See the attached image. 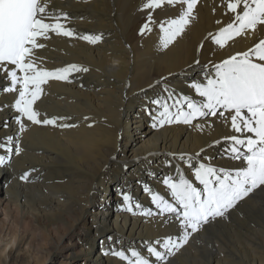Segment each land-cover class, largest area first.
I'll use <instances>...</instances> for the list:
<instances>
[{"label":"bare ground","instance_id":"1","mask_svg":"<svg viewBox=\"0 0 264 264\" xmlns=\"http://www.w3.org/2000/svg\"><path fill=\"white\" fill-rule=\"evenodd\" d=\"M145 2L51 0V6L66 12L70 27L80 34L103 33L102 41L96 45L53 36L49 41H41L48 47L37 52L46 58L50 69L68 63L90 68L73 83L50 82L46 86L48 95L39 105L49 116L74 117L72 122L79 121L80 126L60 130L30 125L20 137L23 152L13 153L10 163L0 166V189L7 202L15 206L21 218H32L45 228L51 226L44 232L48 234L45 244L52 253L57 252L59 240L66 232L79 234L73 228L81 223L85 239L78 251L88 264H123L104 254L117 239L127 248L140 247L145 240L182 235L174 218L134 215L121 209L122 201L115 203L120 198L117 193L123 189L130 191L145 208L152 207L140 182L164 193L159 178L172 173L175 163H180L190 175L183 162L175 161L172 168L166 167L169 154H195L203 148L201 158L211 157L214 166H243L240 161L225 158L223 145L213 144L234 134L229 125L213 120V126H205L203 132L183 124L154 129L147 108L151 107L149 101L161 93L164 83L177 91L190 92L186 81L200 72L197 67H189L194 60L199 59L202 66L246 50L264 38V31L238 37L220 49L206 37L218 29L216 20L227 22L229 17L224 15L221 0H199L197 19L182 37L163 49L157 25L166 17L178 15L179 6L165 4L156 9L153 18L157 24L152 25V32L139 35L148 11H152L140 10ZM202 42L204 46L198 52ZM161 77H166V81L156 85ZM5 84L0 76V89ZM14 98V93L0 92V142L9 135L15 137L17 131L15 113L10 107ZM85 116L90 120L85 122ZM92 121H96L94 126L87 127ZM0 154L5 153L0 150ZM113 156L115 160L111 159ZM25 171H29V179L22 181L19 177ZM151 172L156 178L150 176ZM104 226L110 232L94 242L96 232ZM92 230L94 234L90 235ZM109 236L113 237L112 242L108 241ZM11 237L16 242V236ZM16 249L11 254L10 248L7 258L2 257V251L3 264L6 259L18 258ZM37 259L40 263L43 256ZM168 264H264V186L231 210L227 219H218L194 233Z\"/></svg>","mask_w":264,"mask_h":264},{"label":"snow or ice","instance_id":"2","mask_svg":"<svg viewBox=\"0 0 264 264\" xmlns=\"http://www.w3.org/2000/svg\"><path fill=\"white\" fill-rule=\"evenodd\" d=\"M198 3L199 0H146L140 10L152 11H148L138 34L152 32V25L157 24L153 18L156 9L165 4L173 8L179 6L178 15L166 17L157 25L161 46L168 49L197 19ZM220 6L229 20H216L218 29L206 37L220 49L228 46L229 42L234 43L238 37L264 31V0H221ZM53 36L77 39L91 45L103 39V33L80 34L70 27L68 14L52 7L51 0H0V76L6 81L0 92L15 94L10 107L14 110L13 118L17 125L15 137L9 135L0 142V150L5 153L0 154V166L10 163L13 153L20 155L23 152L20 137L30 125L60 130L80 126L79 121L72 122L74 117L49 116L39 107L48 95L46 86L50 82L70 84L80 78L79 74L90 71L88 66L78 63L48 68L46 58L37 52L48 47L41 41H49ZM203 46L202 42L197 51ZM189 67H197L200 72L196 78L187 79L188 94L164 83L161 93L149 101L151 107L147 112L151 127L183 124L203 132L205 126L212 127V121L219 120L229 125L234 134L213 144L223 145L225 158L240 161L243 166H214L211 157L201 158L205 151L203 148L195 154L171 153L165 166L172 168L175 161L183 162L190 175L185 173L180 163H175L172 173L159 178L164 193L140 182L152 207L145 208L130 191L121 189L117 194L122 201V210L145 217L174 218L182 230V235L145 240L140 247L125 248L117 239L104 254L119 259L123 264H168L194 233L218 219H227L231 210L264 186V38L219 61L210 60L201 66L196 59ZM166 79L161 77L155 84L160 85ZM151 87L153 85H149ZM83 120L87 122L90 117L85 116ZM197 121H207V124ZM95 123L92 121L87 127L91 128ZM123 167L126 170L128 166L125 163ZM150 176L156 178L154 172ZM19 179L27 181L29 171ZM108 241L112 242L113 237L109 236Z\"/></svg>","mask_w":264,"mask_h":264},{"label":"rangeland","instance_id":"3","mask_svg":"<svg viewBox=\"0 0 264 264\" xmlns=\"http://www.w3.org/2000/svg\"><path fill=\"white\" fill-rule=\"evenodd\" d=\"M120 201L121 199L118 198L115 203ZM50 227L39 226L32 218L31 220L21 218L18 210L13 204L7 202L0 189V254L4 250L2 257L6 256L7 258V255L10 254V248H12L11 254L17 248L15 254L18 255L17 259H6L4 264H88V262H85L82 253L78 251L85 239L82 234L83 230L80 228L81 223H77L73 228V232H79V234L66 232L59 240L56 248L57 252L53 253L52 249H49L45 244V241L48 240V234H45L44 231H47L46 229ZM109 232L110 229L104 226L96 232L94 242H99L100 238L107 236ZM22 234L25 235L24 239ZM93 234L94 231L92 230L90 235ZM11 235L16 236V242L13 241ZM17 238H19V241L21 240L20 243H17ZM6 242H8L7 245ZM77 252L80 254L77 255ZM38 256H43L40 263L37 259ZM0 264H3L1 260Z\"/></svg>","mask_w":264,"mask_h":264},{"label":"clouds","instance_id":"4","mask_svg":"<svg viewBox=\"0 0 264 264\" xmlns=\"http://www.w3.org/2000/svg\"><path fill=\"white\" fill-rule=\"evenodd\" d=\"M114 63H119V61H114Z\"/></svg>","mask_w":264,"mask_h":264}]
</instances>
